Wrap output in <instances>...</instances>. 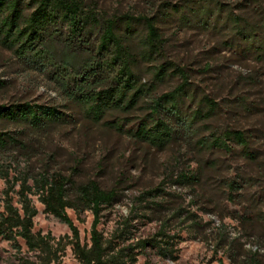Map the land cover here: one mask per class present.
<instances>
[{"label":"trees","instance_id":"trees-1","mask_svg":"<svg viewBox=\"0 0 264 264\" xmlns=\"http://www.w3.org/2000/svg\"><path fill=\"white\" fill-rule=\"evenodd\" d=\"M249 4L253 7L249 16L224 15L223 5L216 0H185L164 6L155 17L101 18L84 0H0V48L11 54L22 73L38 74L65 104L0 105V125L19 130L11 134L0 129V180L5 185L0 196V239L17 252L18 241H22L27 252L37 255L38 264H55L67 247L77 264H137L147 248L174 261V237L163 228L152 238L135 242L130 221L124 219L120 228L105 238L98 227L103 211L117 202L116 191L104 190L93 180L78 182L74 167L65 175L49 166L54 155L40 160L39 168H34L25 139L45 136L56 128L75 127L81 121L84 133L100 127L156 150L196 139L201 149L231 153L230 143H234L249 155V137L244 132L225 130L199 137L198 125H204L218 106L206 96L196 101L189 95V76L184 69L168 62L153 66L150 85L142 82L140 70L141 65L162 58L165 41L158 23L174 18L181 23L228 29L239 50L263 54L264 0H250ZM136 25L143 28L139 39ZM165 78H177L180 84L170 92L154 95L156 85ZM5 84L0 81V87ZM141 103L144 113L130 126V117ZM63 107L69 114L61 111ZM195 181L196 174H183L176 183L190 186ZM157 192L144 196L153 197ZM32 198L44 214L68 227L70 237H65L64 243L49 234L33 233L37 210ZM67 211L77 217L85 213L92 216L88 245L81 244ZM225 246L229 264H264L259 248L246 250L237 240L225 242ZM144 264L150 263L145 260Z\"/></svg>","mask_w":264,"mask_h":264},{"label":"rangeland","instance_id":"rangeland-1","mask_svg":"<svg viewBox=\"0 0 264 264\" xmlns=\"http://www.w3.org/2000/svg\"><path fill=\"white\" fill-rule=\"evenodd\" d=\"M84 1L101 18H139L158 16L164 6L185 0ZM216 1L223 5L224 15L249 16L253 8L250 0ZM134 28L139 39L143 28ZM158 29L165 41L163 56L153 64L141 65L142 82L150 85L153 66L164 62L184 69L189 76V95L196 101L206 96L218 106L204 125H198L199 137L225 130L244 132L249 137V155L234 143H230L231 153L201 149L196 139L156 150L100 127L84 133L79 121L75 127L56 128L42 137L27 136V156L37 169L40 160L54 155L49 166L65 175L74 167L78 182L93 180L104 190L116 191L117 202L103 211L98 227L105 238L120 228L124 219L130 221L135 242L152 238L162 228L174 237V261L147 248L137 264L145 260L150 264H219V260L229 264L225 242L233 240L246 250L259 248L264 255V53L242 52L228 29L210 24L203 27L174 18L160 21ZM0 81L6 83L0 87V105L65 106L38 74L22 73L11 54L1 48ZM178 84L177 78H165L153 94L170 92ZM143 109L141 103L130 117V126L143 115ZM61 111L69 114L65 107ZM0 129L11 134L19 131L9 125H0ZM183 174H196L195 185L176 183ZM4 187L0 180V196ZM156 190L153 197L144 196ZM32 203L37 210L33 233L49 234L64 243V238L70 237L68 227L44 214L36 198ZM67 216L77 228L81 244L88 245L92 216L77 217L72 211H67ZM18 245L17 252L0 239V264H38L36 254L27 252L20 240ZM58 258L55 264H77L70 247Z\"/></svg>","mask_w":264,"mask_h":264}]
</instances>
